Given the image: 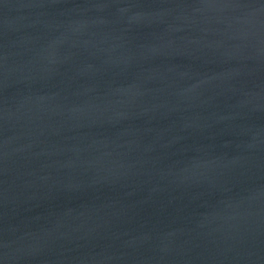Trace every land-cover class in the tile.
Masks as SVG:
<instances>
[{
    "label": "water",
    "instance_id": "water-1",
    "mask_svg": "<svg viewBox=\"0 0 264 264\" xmlns=\"http://www.w3.org/2000/svg\"><path fill=\"white\" fill-rule=\"evenodd\" d=\"M0 264H264V0H0Z\"/></svg>",
    "mask_w": 264,
    "mask_h": 264
}]
</instances>
